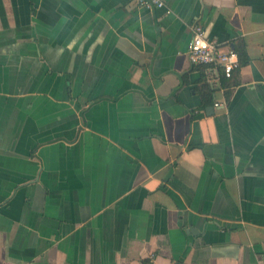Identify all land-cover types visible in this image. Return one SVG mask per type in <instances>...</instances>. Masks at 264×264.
<instances>
[{
	"label": "crops",
	"instance_id": "obj_1",
	"mask_svg": "<svg viewBox=\"0 0 264 264\" xmlns=\"http://www.w3.org/2000/svg\"><path fill=\"white\" fill-rule=\"evenodd\" d=\"M165 2L0 0V264H264V0Z\"/></svg>",
	"mask_w": 264,
	"mask_h": 264
},
{
	"label": "built area",
	"instance_id": "obj_2",
	"mask_svg": "<svg viewBox=\"0 0 264 264\" xmlns=\"http://www.w3.org/2000/svg\"><path fill=\"white\" fill-rule=\"evenodd\" d=\"M139 8L164 9L166 14L171 13V9L165 0H133ZM192 35L186 47L188 59L193 65H220L223 75L226 78L231 77L232 72L239 67L238 53L228 48L223 50V46L214 41L209 40L205 36V29L200 25H192ZM218 106V103L214 104Z\"/></svg>",
	"mask_w": 264,
	"mask_h": 264
},
{
	"label": "trees",
	"instance_id": "obj_3",
	"mask_svg": "<svg viewBox=\"0 0 264 264\" xmlns=\"http://www.w3.org/2000/svg\"><path fill=\"white\" fill-rule=\"evenodd\" d=\"M234 50H236V52L238 53V57H239V66L246 64L248 62V56L246 54V51L243 47H237L234 48ZM234 72V71H233ZM232 72V74H233ZM232 76V75H231ZM230 78V77H229Z\"/></svg>",
	"mask_w": 264,
	"mask_h": 264
}]
</instances>
